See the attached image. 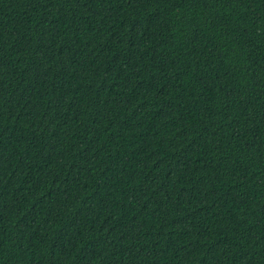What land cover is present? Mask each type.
<instances>
[{
	"label": "trees",
	"instance_id": "1",
	"mask_svg": "<svg viewBox=\"0 0 264 264\" xmlns=\"http://www.w3.org/2000/svg\"><path fill=\"white\" fill-rule=\"evenodd\" d=\"M0 264H264V0H0Z\"/></svg>",
	"mask_w": 264,
	"mask_h": 264
}]
</instances>
